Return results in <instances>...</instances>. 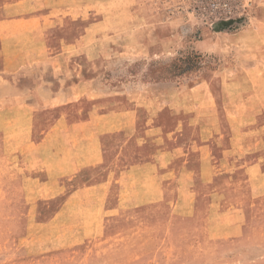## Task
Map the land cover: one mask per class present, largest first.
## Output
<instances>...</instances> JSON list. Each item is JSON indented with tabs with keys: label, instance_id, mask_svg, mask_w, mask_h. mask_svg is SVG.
Listing matches in <instances>:
<instances>
[{
	"label": "rangeland",
	"instance_id": "374dc122",
	"mask_svg": "<svg viewBox=\"0 0 264 264\" xmlns=\"http://www.w3.org/2000/svg\"><path fill=\"white\" fill-rule=\"evenodd\" d=\"M0 0V264H264V0Z\"/></svg>",
	"mask_w": 264,
	"mask_h": 264
},
{
	"label": "crops",
	"instance_id": "0c3cea01",
	"mask_svg": "<svg viewBox=\"0 0 264 264\" xmlns=\"http://www.w3.org/2000/svg\"><path fill=\"white\" fill-rule=\"evenodd\" d=\"M22 1V0H21ZM21 1H18V2H15L14 5H9L10 7H19L21 6L22 2Z\"/></svg>",
	"mask_w": 264,
	"mask_h": 264
}]
</instances>
